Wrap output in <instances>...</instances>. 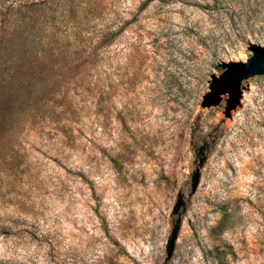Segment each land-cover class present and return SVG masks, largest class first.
<instances>
[{
	"label": "rangeland",
	"instance_id": "1",
	"mask_svg": "<svg viewBox=\"0 0 264 264\" xmlns=\"http://www.w3.org/2000/svg\"><path fill=\"white\" fill-rule=\"evenodd\" d=\"M0 48V264H264V78L201 108L264 0H0Z\"/></svg>",
	"mask_w": 264,
	"mask_h": 264
},
{
	"label": "water",
	"instance_id": "2",
	"mask_svg": "<svg viewBox=\"0 0 264 264\" xmlns=\"http://www.w3.org/2000/svg\"><path fill=\"white\" fill-rule=\"evenodd\" d=\"M264 78V50L258 49L247 63H234L209 84V92L201 103L203 109L217 106L224 94H228L226 115L232 120L237 106L243 97L245 83ZM175 246V236L170 240L169 248Z\"/></svg>",
	"mask_w": 264,
	"mask_h": 264
},
{
	"label": "trees",
	"instance_id": "3",
	"mask_svg": "<svg viewBox=\"0 0 264 264\" xmlns=\"http://www.w3.org/2000/svg\"><path fill=\"white\" fill-rule=\"evenodd\" d=\"M2 49L0 48V58L3 57V54L1 53ZM22 59H26L23 56V53L21 55ZM0 70H2L0 68ZM13 105H0V136L2 135L3 130H5V124L7 123V121H9L10 117L12 116L11 111H12V107Z\"/></svg>",
	"mask_w": 264,
	"mask_h": 264
}]
</instances>
